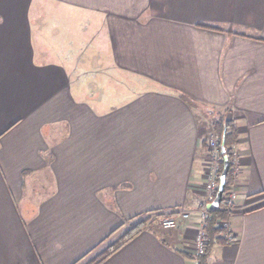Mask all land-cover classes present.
Segmentation results:
<instances>
[{"label": "crops", "instance_id": "obj_1", "mask_svg": "<svg viewBox=\"0 0 264 264\" xmlns=\"http://www.w3.org/2000/svg\"><path fill=\"white\" fill-rule=\"evenodd\" d=\"M221 118L239 208L208 264H264V0H0V264H89L155 210L191 216L99 264H195Z\"/></svg>", "mask_w": 264, "mask_h": 264}, {"label": "trees", "instance_id": "obj_2", "mask_svg": "<svg viewBox=\"0 0 264 264\" xmlns=\"http://www.w3.org/2000/svg\"><path fill=\"white\" fill-rule=\"evenodd\" d=\"M208 28H217L212 25H205ZM233 121L229 119H225L223 121V118L220 120L218 119L215 123V127L213 128V132L217 135V149L221 153L220 155V164L218 166V171L216 175L217 182L219 183L220 180V175L223 172L224 169V160L222 154V151H225V154L228 155L230 159V167L228 170V174L226 177V184H225V189H224V194L222 201L220 203V206L216 209H213L210 211V215L206 220V233H207V245L205 248V251L201 254H193L191 257L195 260V264H208V254L210 247L212 246L213 243L216 241H226V235L224 232H226V229L223 226H220V221H225L228 219L230 211L227 210L226 208V196L229 193V191L233 187L234 183V169L232 168L233 162V156L235 154V151L233 150V146L236 145L237 143V131L236 127L232 123ZM218 188L216 189L215 195H217ZM167 211H149L146 214H155V218L158 219L160 216L164 215ZM175 212V211H174ZM142 214V215H144ZM142 215L136 217L140 218ZM153 220L147 219H140L136 224H133L130 229L126 232L124 235L122 241L119 244L116 245H110L105 252L100 255L98 258H96L91 264H99L103 260H105L108 256H110L113 252H115L119 247L124 245L126 242L131 240L134 236L139 234L141 231L154 227L161 229L162 227L157 225H153ZM164 229V228H162Z\"/></svg>", "mask_w": 264, "mask_h": 264}, {"label": "built area", "instance_id": "obj_3", "mask_svg": "<svg viewBox=\"0 0 264 264\" xmlns=\"http://www.w3.org/2000/svg\"><path fill=\"white\" fill-rule=\"evenodd\" d=\"M209 143L210 146H212L214 140L211 139ZM218 187H219V183L217 182L216 175H211L210 180L205 185L207 192V201L209 202L214 201V199L216 198L215 192ZM235 197L236 194L233 191L229 192L226 196V203H227L226 208L231 212L236 211L239 208L233 203ZM199 215L201 218V224L196 234V246H195L196 254L203 253L207 245L208 239H207L205 225H206V220L210 215L209 208L206 205L202 207L199 210ZM190 216H191V211H187V210H179L178 212L169 211L158 218V223L164 229H173L177 227L180 218L188 219L190 218ZM219 224L220 226H225L227 222L220 221ZM225 235L229 241L233 240L234 234L232 231H230V229H227Z\"/></svg>", "mask_w": 264, "mask_h": 264}, {"label": "rangeland", "instance_id": "obj_4", "mask_svg": "<svg viewBox=\"0 0 264 264\" xmlns=\"http://www.w3.org/2000/svg\"><path fill=\"white\" fill-rule=\"evenodd\" d=\"M36 20H37V22L39 23V24H41V25H44L45 27H47L48 26V22H49V13H48V9H45V10H43L42 11V14L38 17V18H36ZM105 90H107V89H105ZM107 93L109 94V91H107ZM210 137V140L211 139H213L214 140V143L212 144V146H210V147H212V148H217V137L215 136V135H210L209 136ZM209 140V141H210ZM149 219V220H153V225L154 226H157V225H159V223H158V219H156L155 218V216H154V214H144V215H142L140 218H136L135 220H133L132 222H129L127 225V227L126 228H124L123 229V231L121 232V234H120V237L118 238V240H116L113 244L114 245H116V244H119L121 241H122V239H123V237H124V235L126 234V232L128 231V229H130V227L133 225V224H136L140 219ZM226 222H227V224L229 225V223H228V221L226 220ZM225 225V226H223L225 229H226V231H227V229H229V226L228 225ZM160 226V225H159ZM226 232H224V234H225ZM112 244V245H113ZM105 252V251H104ZM103 252V253H104ZM102 253V254H103ZM102 254H100V255H102ZM99 255V256H100ZM99 256H97L96 258H98ZM95 258V259H96ZM95 259H93V261L95 260ZM93 261H91L89 264H91Z\"/></svg>", "mask_w": 264, "mask_h": 264}, {"label": "water", "instance_id": "obj_5", "mask_svg": "<svg viewBox=\"0 0 264 264\" xmlns=\"http://www.w3.org/2000/svg\"><path fill=\"white\" fill-rule=\"evenodd\" d=\"M224 160H225L224 169L220 175L218 192H217V195H216V198L214 199V201L212 203H210V205H209V207H211V208H218L220 206V203H221L222 198H223L225 184H226V177H227L228 170L230 167V160H229L227 155L224 156Z\"/></svg>", "mask_w": 264, "mask_h": 264}]
</instances>
